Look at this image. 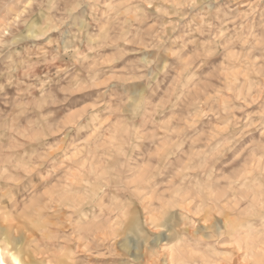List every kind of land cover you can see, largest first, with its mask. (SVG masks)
I'll use <instances>...</instances> for the list:
<instances>
[{"label":"rangeland","instance_id":"rangeland-1","mask_svg":"<svg viewBox=\"0 0 264 264\" xmlns=\"http://www.w3.org/2000/svg\"><path fill=\"white\" fill-rule=\"evenodd\" d=\"M60 188L129 217L83 241ZM57 228L76 264L264 256V0H0V241L56 250Z\"/></svg>","mask_w":264,"mask_h":264},{"label":"bare ground","instance_id":"bare-ground-1","mask_svg":"<svg viewBox=\"0 0 264 264\" xmlns=\"http://www.w3.org/2000/svg\"><path fill=\"white\" fill-rule=\"evenodd\" d=\"M111 171H112L111 168L105 169L104 170V173L107 174V175H111ZM139 172H140L141 175H145L146 174V176H147V174H148V172L147 171H144L143 169L140 170ZM195 176H197V175H195ZM244 178H246V177H244ZM147 181H148L149 186L154 187V184H156V182H155L156 181V175L155 176H150L147 179ZM239 182H242L244 186L246 184V181H241L240 180ZM61 187H62V185H61ZM60 189H62V190L59 193H63V194H60L59 195V198H58V202H59L60 207L63 208L64 206H67L68 208H71V209L73 208V211H75V212H81V217H79L78 219L76 218L77 219L76 222L77 223H83V222L86 223V226H84V227L83 226L82 227L81 226H78L79 228L76 230L78 232L77 235H78L79 238H83V241H85L84 239H86V242H89V241L92 240L91 237H96L97 238L98 236H101V237H103V239L106 240V238H108L109 236L117 235L118 234V229L116 228L115 225H118V224L121 225V219L117 215H113L114 212H116L115 210H117V206H116V205H118L117 202H115V201H113L111 199L112 202H110V203H112V204L109 203L110 204L109 205L110 211H108V214H109V216L111 218L115 216L114 218H112V219H114V221L113 220H110L111 221L110 223H108L107 225H103V223H99L98 222V221H100V218H99V220H95V219L91 220V217H90L89 212L84 209V206H86V204L89 203V202H86V201L89 200L87 197H84L83 195H80V194H76V192H74V191L72 192V189L70 191L69 188H60ZM51 192H50V199L53 200L54 197H55L54 194L56 192L55 191L54 192L51 191ZM115 197L116 196H114L113 198L115 199ZM34 200H36L37 206L39 205L38 207H41L40 206L41 205L40 204V200H38V198H36ZM103 201H104V199H103ZM100 202H101V200H100ZM125 209H122V207L121 208H118L117 212L118 211H121L122 214H123V217L125 216V218H126L129 213H127L128 210L126 211ZM113 210H114V212H112ZM138 215L139 214L136 212L133 215V217L131 218L130 222L128 221L129 223L125 222V223L128 224L127 225V231H129L131 233H135L136 229L140 230L139 216ZM93 217L94 218L97 217V216H95V213H94V216ZM128 217H129V215H128ZM101 219H102V217H101ZM149 219H150L151 223H155L156 222V220L153 217H150ZM242 226L239 225L237 228H235L233 230V232H232V236L236 234L238 238H235V241H236L235 243H237L240 248H242V247L243 248H246V254L248 256H253L256 253H253L254 251L248 249V247H254L253 246L254 244H250V242H252V240L250 238L252 235L249 232L247 233V232L243 231ZM44 227H45V225H44ZM243 227H245V226H243ZM62 228L61 229H58L57 228V229H53V230L51 229L50 232H49V234H50L49 237L50 238L53 237V239H54V237H56V241L55 240L48 241V238L49 237H46V238L45 237L44 238L42 237V240H41V241H44V245L47 244L48 246L50 245L52 247H56V245L59 246L58 249L55 250V249L52 248V249H50V251L49 250H46V251H38V252H36V250L33 251V252L32 251L27 252L28 249L27 250L24 249V250H26V254L27 255L24 254L26 257L23 256V253L24 252H22L20 249H17L18 247L15 248L12 245V242L9 239L8 236H4L2 238V241H0V264H76V261H75V258H74V255L76 253L75 249H73L69 245V243H64V242H62L60 240V239L63 240L64 238L67 239L66 236H64V233H63V229ZM82 228L83 229L85 228V229L82 230ZM45 229H48V227H46ZM242 232L243 233L245 232V234L244 235H241ZM68 240H70V239H68ZM41 241H39V242L42 243ZM26 245H28V244H26ZM125 245H126V247H128L129 243L128 242H125V244H123V246H125ZM150 246H148L147 250L148 249H151ZM46 248H48V247H46ZM34 252H36V254L38 256L37 255L35 256L34 255ZM46 253H50L49 258H47L46 256H44ZM150 255H152V253ZM170 256H171V254H170ZM172 256H173V254H172ZM255 261L256 262L254 264H264V256L257 258Z\"/></svg>","mask_w":264,"mask_h":264}]
</instances>
